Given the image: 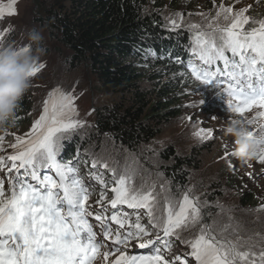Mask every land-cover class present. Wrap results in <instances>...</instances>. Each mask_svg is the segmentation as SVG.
<instances>
[{
  "label": "rangeland",
  "instance_id": "rangeland-1",
  "mask_svg": "<svg viewBox=\"0 0 264 264\" xmlns=\"http://www.w3.org/2000/svg\"><path fill=\"white\" fill-rule=\"evenodd\" d=\"M167 2V0H164ZM167 4H169L167 2ZM232 7L233 12L247 8L245 13L249 22L243 25V32L259 28L264 21V0H182L179 6L169 4L163 9L165 31L173 40H180L183 35H195L189 25H198L199 30L209 32L208 23L216 15L218 6ZM35 0H0V44L14 46L28 45L29 30L36 29L43 39L41 51L32 45V51L39 57V64L44 67L32 77L31 86L25 95L33 98L34 112L32 118L37 120L43 113L45 101L50 100L49 93L59 88L64 93H71L78 115L73 120L80 126L67 134L59 142V149L71 146L82 153V164L92 166L106 179L107 188L111 191L116 186L114 180L125 179V186L130 190L151 192L155 197L150 200L155 206L157 215L166 214L168 207L177 208L184 195L196 203L200 209L201 226H210V235L221 243L235 245L237 252L247 253V259L237 258V264H248L251 260L262 264L261 253H264V163L255 157L250 160L234 158L233 137L225 135L224 129L233 120H243L250 131L259 132L264 125V117L257 113L264 111L254 106L243 114L229 110L228 97L211 85L196 81L194 77L186 79L181 73L158 68L155 80L144 83L147 100H155V92L163 84H169L176 90L177 107L180 115L160 127L159 132L149 141H144L131 150L115 140L110 134L100 133L96 128V109L102 104L116 102L119 95L104 90L87 63L75 60L69 46L62 44L57 29L49 26L40 18ZM183 14L182 25L172 29L169 19L176 14ZM234 18V17H233ZM226 22L220 18L221 26ZM217 43L219 38L217 35ZM148 73L154 65L148 66ZM203 101V103H201ZM253 121L248 123V121ZM31 126L19 127L15 132H5V139L0 156L15 154L16 150L9 145L15 143V137H23L30 132ZM199 129H211L212 138L202 139L195 133ZM2 129H0V132ZM179 154L182 163L185 184L176 180L168 161L169 151ZM227 153V155H226ZM107 164V169L102 165ZM108 190L110 196L114 193ZM251 192L256 198L254 203L242 202V195ZM141 211H144L141 209ZM147 220V216H144ZM199 235L198 230L181 232V239H192ZM180 245V255L187 264H196L191 256V248L176 240ZM180 264V263H177Z\"/></svg>",
  "mask_w": 264,
  "mask_h": 264
},
{
  "label": "snow or ice",
  "instance_id": "snow-or-ice-1",
  "mask_svg": "<svg viewBox=\"0 0 264 264\" xmlns=\"http://www.w3.org/2000/svg\"><path fill=\"white\" fill-rule=\"evenodd\" d=\"M247 11L244 8L233 12L232 7L220 4L208 23V33L200 31L198 25H189V30L195 31L192 52L202 62L198 66L191 59L188 61L191 76L226 94L229 110L238 114L254 106L264 109V21L259 22V28L243 32V25L249 22ZM221 17L230 23L221 26ZM182 21L183 14L177 13L169 19L168 26L179 28ZM228 51L232 54L231 60L225 54ZM149 54L156 56L151 51ZM218 61H223V68L213 70L212 65ZM176 62L182 63L179 58ZM43 67L39 64L31 74L36 75ZM49 96L51 99L45 101L43 113L33 122L30 132L23 137L16 136L15 143L9 145L16 152L7 157L12 162L8 174L11 176L15 170L17 175L10 180L11 195L7 197L4 181L0 179V264H93L102 246L120 252L114 264H187L181 256L166 258L164 255L171 252L173 238L190 246L187 255L194 258L196 264H237V258L247 256V253L237 252L235 245H225L210 235V226H201L200 209L188 195L177 205L178 210L168 207L166 214L157 215L155 206L150 203L155 199L151 192L130 190L121 177L114 180L116 186L111 189L114 197L107 200V183L94 172L98 166L95 160L89 171L102 186L96 200L101 207L95 214L91 212L88 203L91 191L76 167L79 155L69 162L58 159L59 142L80 126L79 121L72 119L78 115L75 98L59 88L53 89ZM257 116L264 117V111ZM195 134L202 139L212 138L211 129H199ZM250 135L261 146L256 158L264 163V125H260L257 134L251 131ZM4 139L0 135V150ZM3 167L5 157L0 156V168ZM102 167L107 169V164ZM43 170H54L56 178L51 175L41 178L39 173ZM28 177L35 184L29 183ZM106 200L112 209L125 204L134 210L143 209L147 225L141 223L139 214L134 223H129L127 214L113 211L110 217L106 216ZM90 218L99 224L103 239L97 240ZM110 222L118 227L113 230ZM194 230H198L199 235L190 240L181 239V232ZM9 239L13 244L8 243ZM132 242L141 249H150L153 255H124L120 246L126 247ZM109 255L110 251L103 252L105 260ZM261 261L264 264V253H261Z\"/></svg>",
  "mask_w": 264,
  "mask_h": 264
},
{
  "label": "trees",
  "instance_id": "trees-1",
  "mask_svg": "<svg viewBox=\"0 0 264 264\" xmlns=\"http://www.w3.org/2000/svg\"><path fill=\"white\" fill-rule=\"evenodd\" d=\"M167 2L177 8L182 0ZM167 2L35 0L39 19H44L49 26L58 30L62 44L69 46L74 59L88 64L104 90L122 96L121 101L118 98L116 102L102 104L96 109L95 126L100 133L110 134L131 150L155 137L161 126L180 115L176 106V90L169 84H163L156 90L155 100H147L144 83L161 76L158 68L171 69L183 74L186 79L192 78L183 59L188 56L195 35H183L178 41L170 38L162 20L163 9L169 7ZM150 51L156 56L149 54ZM177 58L182 63H177ZM151 65H154V70L146 74L147 67ZM33 112L32 96H23L16 109L15 123L2 129L0 135L15 132L25 125L31 126L35 121ZM169 153L167 160L174 163L172 173L176 180L185 184L187 175L183 176L181 171L185 163L175 151L170 150ZM77 155L79 161L76 165L82 176H91V168L82 164V153L71 146L60 150L58 159L69 162L76 160ZM6 187L7 184H4L3 188ZM99 195H96V200ZM241 200L254 203L256 198L247 192ZM250 261L244 260L248 264H256Z\"/></svg>",
  "mask_w": 264,
  "mask_h": 264
},
{
  "label": "clouds",
  "instance_id": "clouds-1",
  "mask_svg": "<svg viewBox=\"0 0 264 264\" xmlns=\"http://www.w3.org/2000/svg\"><path fill=\"white\" fill-rule=\"evenodd\" d=\"M28 45L14 46L0 44V129H6L15 123L19 101L29 89L33 69L39 65V57L32 51V45L41 51L42 34L36 29L27 34ZM243 120H233L224 129L225 135L233 137L232 156L236 159L250 160L256 157L261 147L250 135Z\"/></svg>",
  "mask_w": 264,
  "mask_h": 264
}]
</instances>
